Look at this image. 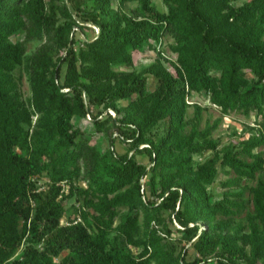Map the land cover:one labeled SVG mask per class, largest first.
<instances>
[{"label":"trees","instance_id":"obj_1","mask_svg":"<svg viewBox=\"0 0 264 264\" xmlns=\"http://www.w3.org/2000/svg\"><path fill=\"white\" fill-rule=\"evenodd\" d=\"M126 1L0 0V264H264V0Z\"/></svg>","mask_w":264,"mask_h":264},{"label":"rangeland","instance_id":"obj_2","mask_svg":"<svg viewBox=\"0 0 264 264\" xmlns=\"http://www.w3.org/2000/svg\"><path fill=\"white\" fill-rule=\"evenodd\" d=\"M114 4L118 5V0H114ZM136 4H137L136 1H129L128 0L124 3V8L129 11ZM155 4L161 10L167 9V6L163 2V0H155ZM75 28H76V36L79 39L92 36L98 30L97 27H95V30H94L92 27L91 28H83L78 24L75 25ZM166 39L168 41L173 40V38L171 36H167ZM40 42H41L40 40L29 41L27 43L28 51L29 52L32 51ZM146 52H147L146 54H144V53L142 54L139 51L134 52L135 66L138 69H142V68L146 67L148 64H150L154 60V58L156 56V51L153 50L152 48H148ZM165 53H166V55H168L171 58H176V55H177L176 53L172 52L169 49V46L167 45V43L165 44ZM168 65H169L170 69H172L174 71L173 66L170 63H168ZM149 83H150L149 84L150 87L152 88L154 86V78L152 75H150ZM21 85H22L25 96L30 95V93H31L30 84H29L26 73H24V75H23ZM190 101L191 102H198L201 105L205 106L204 110L202 111V120H201V126L202 127H204L208 121L213 122L217 117H222L221 122L219 123L218 127L213 132V135L221 138L222 143H226V142H229L231 140L235 141V142H239V139H240L239 135H237V134L235 135L232 133L235 130L242 131L244 129L246 123H250V124L255 123L254 119H255L256 115H254L253 113L251 116H246L243 113H240L237 111H234L231 113H223L221 111L220 107L213 104L209 100L208 95H204V94L195 92L193 94V96L190 97ZM194 114H195V108L193 105H191L189 107L188 116L193 117ZM83 122L86 124L88 123V125H91V123H90V121H88V119H84ZM248 134H249V131L246 132V135H244V137L247 136ZM99 140L102 142L103 146L107 145L106 137L103 134H99ZM115 146H116L117 151H119V152H122L126 149V144L123 141H121L120 139L116 140ZM261 148L264 149V145L260 146L258 149H261ZM243 156L245 158H247L246 155H243ZM139 158L143 161H148V156L146 154H140ZM227 177H228V174H226L222 171L220 172L218 179L213 184L214 188L217 192L222 190L221 182L223 180H225ZM144 180L148 182L147 178H144ZM39 183L40 184L42 183L40 186V189L46 188L48 186V183L46 181L45 176L39 178ZM68 186H69L68 184L65 185L66 192L68 191ZM147 189H148V185H147ZM62 202L66 206V212L64 214V217L62 218V223H66V221L68 219V214L77 213L75 210V206H77L79 204V201H77L75 199V197L73 196V197L62 198ZM66 252L67 251H64L63 254H65Z\"/></svg>","mask_w":264,"mask_h":264}]
</instances>
